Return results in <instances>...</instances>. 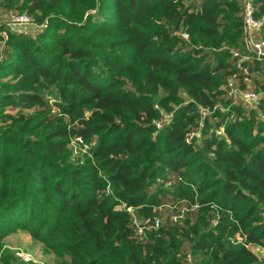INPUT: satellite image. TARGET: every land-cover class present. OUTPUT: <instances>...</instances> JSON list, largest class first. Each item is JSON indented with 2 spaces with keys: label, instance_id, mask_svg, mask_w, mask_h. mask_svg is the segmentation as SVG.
Instances as JSON below:
<instances>
[{
  "label": "trees",
  "instance_id": "16d2710c",
  "mask_svg": "<svg viewBox=\"0 0 264 264\" xmlns=\"http://www.w3.org/2000/svg\"><path fill=\"white\" fill-rule=\"evenodd\" d=\"M243 6L0 0L47 25L0 26V260L24 230L57 264H264V100L226 91L264 89V62L232 53L251 55Z\"/></svg>",
  "mask_w": 264,
  "mask_h": 264
},
{
  "label": "built area",
  "instance_id": "2783aa9c",
  "mask_svg": "<svg viewBox=\"0 0 264 264\" xmlns=\"http://www.w3.org/2000/svg\"><path fill=\"white\" fill-rule=\"evenodd\" d=\"M256 8L253 0H244L243 6V22H244V32H245V41L246 47L251 53L249 54H241L239 51H233V56L237 58L238 64L237 67L239 69L243 68V64L249 62L252 58L256 59L259 62H264V39L261 37V30L264 26V17L262 19H257L255 17ZM6 25L12 32L17 35H29L31 32L37 30H44L47 25H38L36 24L31 17L26 13H18V12H8L5 14H0V26ZM6 35V34H4ZM184 38H188L187 35H183ZM227 97L231 99L235 104L242 103L243 105L249 108H256L258 103L261 100H264V89L255 90V89H247L242 90L237 82L234 79H229L227 82ZM208 111L201 109V113L204 114ZM171 115L162 114V118L159 121H156L154 125L157 130L163 129V127L170 121ZM218 137L224 136L223 128L216 132ZM200 132H193L189 134L186 138V143L191 144L194 140L200 139ZM76 145H79L84 152L87 151V146L84 144L82 139H77L75 142ZM125 208V206H123ZM122 209V208H121ZM126 211L129 213H133L132 208H126ZM174 221H177V218H173ZM138 228V233H143V226H141L136 220L134 222ZM160 225V221L155 222V228H158ZM241 240V239H239ZM252 248V250L256 253H263L264 248L259 245L248 246ZM23 261L25 263L32 262L30 256L23 255ZM44 264V263H37Z\"/></svg>",
  "mask_w": 264,
  "mask_h": 264
},
{
  "label": "rangeland",
  "instance_id": "374dc122",
  "mask_svg": "<svg viewBox=\"0 0 264 264\" xmlns=\"http://www.w3.org/2000/svg\"><path fill=\"white\" fill-rule=\"evenodd\" d=\"M86 15L85 18L86 19ZM34 17L32 16V19ZM37 24V22H35ZM4 42L0 44V52L4 48ZM1 54V53H0ZM2 59V55L1 58ZM254 89V88H251ZM159 95L164 96V93L161 92ZM245 106V105H244ZM247 107V106H245ZM249 108V107H248ZM226 110V109H225ZM224 110V111H225ZM165 114L171 115V113L165 111ZM210 113L205 112L203 117L209 115ZM4 243L8 250L15 256L17 259L16 263L14 264H37V263H44V264H57L58 256L51 251L47 250V248L34 239V237L28 232L24 230H17L14 234L9 235L5 238ZM30 256L32 262L25 263L23 261L22 256ZM260 260H264V252L257 254ZM61 259V257H60ZM0 264H9L6 261L0 260ZM13 264V263H10Z\"/></svg>",
  "mask_w": 264,
  "mask_h": 264
},
{
  "label": "crops",
  "instance_id": "0c3cea01",
  "mask_svg": "<svg viewBox=\"0 0 264 264\" xmlns=\"http://www.w3.org/2000/svg\"><path fill=\"white\" fill-rule=\"evenodd\" d=\"M249 89H251V88H249Z\"/></svg>",
  "mask_w": 264,
  "mask_h": 264
}]
</instances>
